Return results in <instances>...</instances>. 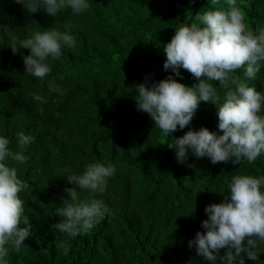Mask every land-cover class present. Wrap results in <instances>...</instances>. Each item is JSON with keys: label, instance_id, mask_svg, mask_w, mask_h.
Returning <instances> with one entry per match:
<instances>
[{"label": "trees", "instance_id": "obj_1", "mask_svg": "<svg viewBox=\"0 0 264 264\" xmlns=\"http://www.w3.org/2000/svg\"><path fill=\"white\" fill-rule=\"evenodd\" d=\"M90 4L82 16L64 9L52 17L43 11L29 14L16 0H0V31L5 26L14 42L42 28L85 31V39L78 45L83 56L77 63L80 68L71 57L63 72L66 76L57 81L64 89L62 95L50 94L46 81L25 74L22 55L11 53L8 36L0 43V133L9 138L14 151L17 132L34 138L26 163L10 161L29 185L21 197L32 235L19 252L10 251L9 264H205L195 247H188L197 231H204L205 206L223 199L232 175L264 174V156L251 164L242 161L233 165L230 161L212 164L189 153L187 162L181 164L167 146L172 138L156 128L147 113L137 110L135 91H129L145 76L159 81L171 74L163 69V46L175 28L194 22L210 8L226 6L227 0L215 5L212 0H90ZM237 5L249 28L264 25V0H237ZM110 30L122 34L108 35ZM138 42L143 43L147 57L132 72L130 88L111 72L105 76L87 74L103 64L100 56L111 50L131 58V49ZM180 71L182 79L174 77L179 82L189 87L198 83L187 70ZM242 73L240 69L234 75ZM212 83L219 88V83ZM252 83L257 90L264 89V68ZM33 93L47 102L35 101ZM219 94L223 96V89ZM91 99H104L97 102V115L83 103ZM216 111L212 103L201 102L190 125L172 136L201 127L222 134L217 129ZM96 161L116 167L106 191L96 196L108 205L110 214L75 238L56 233L52 221L61 219L65 189L73 187L64 175L80 172L86 163ZM87 196V192L81 193V198ZM67 243L65 254L61 245ZM225 251L221 249L220 255ZM259 251L258 260L264 262V247ZM244 258L245 264H258L246 255Z\"/></svg>", "mask_w": 264, "mask_h": 264}, {"label": "clouds", "instance_id": "obj_2", "mask_svg": "<svg viewBox=\"0 0 264 264\" xmlns=\"http://www.w3.org/2000/svg\"><path fill=\"white\" fill-rule=\"evenodd\" d=\"M212 2L215 5L218 0ZM16 3L29 14L43 11L52 17L64 9L82 16L91 7L90 0H16ZM42 29L29 38L22 37L17 43L8 29L5 33L4 26L0 43L8 36L11 53L22 55L25 74L46 81L50 94L62 95L64 89L57 81L66 76L63 72L71 64V57L80 68L77 63L83 56L78 45L85 39V31L77 27L63 31L55 27ZM107 32L108 35L122 34L117 30ZM138 48L143 50L133 54ZM20 49L29 51L24 53ZM131 50V58H124L123 53L115 50L109 51L100 56L103 64L96 65V70L87 74L105 76L111 72L124 87L130 88L132 72L147 57L142 42L135 43ZM163 52V69L170 70L171 74L159 81H150L145 76L144 81L135 88L133 85L129 92L135 91L137 110L147 113L154 126L172 138L167 146L174 150L177 162L185 164L189 153L196 159L207 158L212 164L230 161L233 165L242 161L251 164L264 156V89L257 90L252 83L264 68V25H257L254 30L249 28L237 0H227L226 6L210 8L194 22L180 23L170 41L164 44ZM181 69L192 74L198 83L189 87L174 78L182 79ZM240 69H243L242 75H234ZM214 81L219 83V88L213 85ZM219 89H223L222 97ZM32 95L37 102H47L40 94ZM99 100L104 99L83 100V103L97 115L95 107ZM201 102L215 105L217 129L222 134L201 127L199 130L189 128L182 136L173 137L175 131L190 125ZM33 139L24 131L17 132L14 151L9 138L0 133V264H9L10 251L19 252L32 235L21 197L29 185L18 176L17 167L10 161L26 163V152ZM115 174L114 164L96 161L86 163L80 172L64 175L73 187L65 189L67 198H62L60 204L61 219L57 223L52 221L55 232L75 238L110 214L108 205L96 196L106 191L109 179ZM83 192L88 196L81 198ZM222 194L219 203L205 206L207 219L201 222L204 231H197L188 241V247H195L205 264H245V255L264 264L258 260L259 249L264 247V174L232 175L227 192ZM65 240L67 242V237ZM61 247L67 254L68 243ZM221 249L226 250L223 256Z\"/></svg>", "mask_w": 264, "mask_h": 264}]
</instances>
